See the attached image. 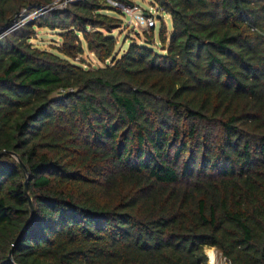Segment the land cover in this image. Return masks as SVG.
I'll return each instance as SVG.
<instances>
[{
    "label": "trees",
    "instance_id": "trees-1",
    "mask_svg": "<svg viewBox=\"0 0 264 264\" xmlns=\"http://www.w3.org/2000/svg\"><path fill=\"white\" fill-rule=\"evenodd\" d=\"M55 1L0 0V264H264V0Z\"/></svg>",
    "mask_w": 264,
    "mask_h": 264
},
{
    "label": "rangeland",
    "instance_id": "rangeland-1",
    "mask_svg": "<svg viewBox=\"0 0 264 264\" xmlns=\"http://www.w3.org/2000/svg\"><path fill=\"white\" fill-rule=\"evenodd\" d=\"M69 1V0H68ZM136 2H138L140 4V6L142 7L143 10H147L150 11L151 9V0H134ZM66 0L64 1H55L54 2V6L52 8H62L66 6ZM43 10V9H42ZM42 12L40 11H33L31 13H28L26 10L23 11V13L21 14L22 16V21H28V20H32L34 19L36 16L41 15ZM124 18V25L122 27H119L117 29L113 30V33L117 36L119 44H123L124 47H127L128 44L131 42V40H136L139 42H142L147 34L149 33L151 30L149 28H146L144 26H140V25H135L134 22L136 20V18L133 17V22H130V19L132 18L131 16H129L128 14L123 15ZM165 22L167 24V26L169 27V33L172 30V19L170 17V15H165ZM160 19L157 20V24L154 30V37H153V41L155 42V47H160L159 46V42H160V38H159V33H160ZM61 30H53L50 28H37V35L36 38H34L32 40L33 44L35 46H39L43 49H48V50H52V51H56L55 47L58 45L62 44V37H61ZM76 60L80 61L81 59H83L85 61V63L87 64H92L93 66H100L103 65L96 57V55L89 51V50H85V53L81 56H77L75 58ZM63 91H60L59 94H61ZM205 253L207 255V261L205 262V264H209L210 259V255H209V251H212L213 253H215V263L214 264H226V258L222 256L221 252L219 251V249L216 246H206L204 248Z\"/></svg>",
    "mask_w": 264,
    "mask_h": 264
},
{
    "label": "built area",
    "instance_id": "built-area-1",
    "mask_svg": "<svg viewBox=\"0 0 264 264\" xmlns=\"http://www.w3.org/2000/svg\"><path fill=\"white\" fill-rule=\"evenodd\" d=\"M68 0H66L67 2ZM70 1V0H69ZM107 3L113 7H120L125 14H128L132 18L130 22H133V17L136 18L134 24L144 26L146 28L155 27L157 24L158 11L155 7H151L150 11L143 10L140 4L137 5H124L116 0H106ZM227 261V260H226ZM226 264H229L227 261Z\"/></svg>",
    "mask_w": 264,
    "mask_h": 264
},
{
    "label": "water",
    "instance_id": "water-1",
    "mask_svg": "<svg viewBox=\"0 0 264 264\" xmlns=\"http://www.w3.org/2000/svg\"><path fill=\"white\" fill-rule=\"evenodd\" d=\"M159 17V16H158ZM21 164L23 165V168L27 171V168L25 166V164L21 161ZM26 191L27 193L29 194V184H28V180L26 181ZM31 199V198H30ZM32 200V199H31ZM31 206H32V209H33V203L31 202ZM11 256H12V251H11Z\"/></svg>",
    "mask_w": 264,
    "mask_h": 264
},
{
    "label": "bare ground",
    "instance_id": "bare-ground-1",
    "mask_svg": "<svg viewBox=\"0 0 264 264\" xmlns=\"http://www.w3.org/2000/svg\"><path fill=\"white\" fill-rule=\"evenodd\" d=\"M215 253H213L212 251H209V255H210V261L209 264H214L215 263Z\"/></svg>",
    "mask_w": 264,
    "mask_h": 264
}]
</instances>
